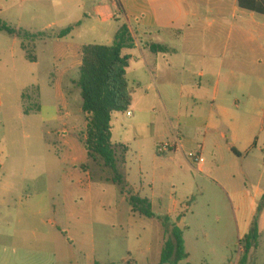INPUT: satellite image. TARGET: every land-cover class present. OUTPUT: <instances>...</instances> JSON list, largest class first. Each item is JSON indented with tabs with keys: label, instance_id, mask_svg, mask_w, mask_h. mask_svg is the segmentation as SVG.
I'll list each match as a JSON object with an SVG mask.
<instances>
[{
	"label": "rangeland",
	"instance_id": "obj_1",
	"mask_svg": "<svg viewBox=\"0 0 264 264\" xmlns=\"http://www.w3.org/2000/svg\"><path fill=\"white\" fill-rule=\"evenodd\" d=\"M113 14L111 0H0L2 22L43 33L24 40L0 32V264H159L174 227L188 255L179 264H241L253 221L261 239L246 264H264V201L252 217L255 193L264 194V106L252 101L236 112V148L250 150L247 157H232L236 177L228 186L187 157L201 153L203 140L194 132L183 133L191 140L187 150L159 151L171 144L169 124L178 129L199 121L195 113L206 117L208 108L177 107L178 95L163 94L154 77L128 74L133 116H114L111 142L127 147L126 182L153 205V219L134 213L107 181L112 173L87 157L77 47L110 45L119 27ZM226 18L237 37L264 42V15L238 9ZM79 20L80 27L57 38ZM242 26L245 32L238 31ZM248 65L251 95L264 99V83H255L264 79V62ZM221 131L227 133L226 126ZM212 145L202 152L204 165ZM220 156L229 164L228 151Z\"/></svg>",
	"mask_w": 264,
	"mask_h": 264
},
{
	"label": "crops",
	"instance_id": "obj_2",
	"mask_svg": "<svg viewBox=\"0 0 264 264\" xmlns=\"http://www.w3.org/2000/svg\"><path fill=\"white\" fill-rule=\"evenodd\" d=\"M111 6L117 9V14L110 16L119 24L117 31L121 25H127L134 40V48L124 52L130 56L127 77L129 73L154 77L153 84L163 94L178 95L175 101L177 107L190 106L199 112L208 108L206 117L195 113L199 121H188L183 126L178 124V129L169 124L171 144L181 140V150H187L191 140L183 133L190 131L200 136L203 145L196 162L198 170H205L222 184L231 185L232 178L236 177V173L230 169L232 157L242 158V153L247 157L250 150V146L236 148L239 141L236 136V112L252 101L255 105L264 106L262 97H252V79L245 70L248 64L262 65L264 42L241 38V34L237 37V27L226 18L228 12L234 15L240 9L237 0H111ZM91 8L95 10V5ZM77 23H80V27L82 21L71 25ZM238 31L245 32L244 26ZM223 33L226 36L221 40L218 37ZM152 46H159L162 51L153 53ZM80 47H77L78 50ZM255 83L260 86L264 79L258 77ZM130 86L134 93L133 86ZM260 91L264 93L262 89ZM185 97L187 101L182 103ZM160 101L168 115L161 98ZM134 104L132 95L130 107H134ZM125 113H115L112 120L119 114L129 118L133 116L132 112L130 116ZM245 120L243 118L239 122ZM222 126H226L227 133L221 131ZM209 142L210 145L213 143L212 151L208 154L211 162L204 165L202 152L206 151V143ZM177 149H172L171 153L177 152ZM222 151L230 153L227 159L229 164L223 163L226 158L220 156ZM262 198L264 194L255 193L252 200L253 218L258 213V200ZM260 218H264V214ZM259 233L261 239L260 229Z\"/></svg>",
	"mask_w": 264,
	"mask_h": 264
},
{
	"label": "trees",
	"instance_id": "obj_3",
	"mask_svg": "<svg viewBox=\"0 0 264 264\" xmlns=\"http://www.w3.org/2000/svg\"><path fill=\"white\" fill-rule=\"evenodd\" d=\"M240 9L264 15V0H237ZM80 25H70L57 35L62 39ZM0 32L14 39L34 40L43 33L30 34L16 30L0 20ZM134 48V40L127 25L123 24L110 45H82L79 48L80 67L76 82L82 99V112L86 116L84 151L89 159L98 162L112 173L107 181L116 185L121 195L129 202L132 211L148 219L155 217L152 205L147 198H141L133 192L126 182L123 168L126 166L127 147L113 145L111 142V122L115 113L126 112L132 103L133 89L127 80V68L130 56L125 51ZM151 51H162L159 46H152ZM34 63L35 58H29ZM29 115V112H25ZM232 152L237 154L233 149ZM264 201V198H262ZM260 233L256 221H253L244 238L241 264H246L249 255L258 247ZM188 255L184 251L182 231L171 229V238L165 241L159 264H179ZM99 264V263H95Z\"/></svg>",
	"mask_w": 264,
	"mask_h": 264
},
{
	"label": "built area",
	"instance_id": "obj_4",
	"mask_svg": "<svg viewBox=\"0 0 264 264\" xmlns=\"http://www.w3.org/2000/svg\"><path fill=\"white\" fill-rule=\"evenodd\" d=\"M126 115L127 116H130L131 115V112L130 111H126ZM174 148H181V144H180V141L178 140L175 144H162L159 146V151L160 152H165V151H169V150H172ZM201 150V147L199 148ZM187 157L189 159H194L195 162H197L199 160V155H194L193 153H189L187 155Z\"/></svg>",
	"mask_w": 264,
	"mask_h": 264
}]
</instances>
